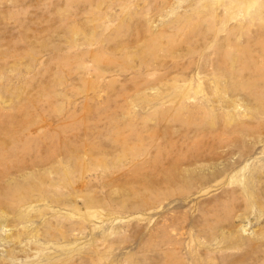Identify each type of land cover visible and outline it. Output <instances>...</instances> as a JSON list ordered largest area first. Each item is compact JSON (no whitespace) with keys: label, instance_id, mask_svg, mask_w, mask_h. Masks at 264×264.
I'll use <instances>...</instances> for the list:
<instances>
[{"label":"rangeland","instance_id":"obj_1","mask_svg":"<svg viewBox=\"0 0 264 264\" xmlns=\"http://www.w3.org/2000/svg\"><path fill=\"white\" fill-rule=\"evenodd\" d=\"M0 264H264V0H0Z\"/></svg>","mask_w":264,"mask_h":264},{"label":"bare ground","instance_id":"obj_2","mask_svg":"<svg viewBox=\"0 0 264 264\" xmlns=\"http://www.w3.org/2000/svg\"><path fill=\"white\" fill-rule=\"evenodd\" d=\"M248 5L250 6L253 3V0H247Z\"/></svg>","mask_w":264,"mask_h":264}]
</instances>
